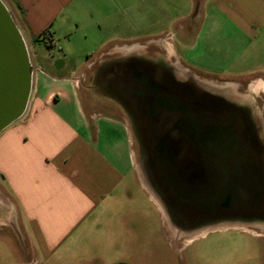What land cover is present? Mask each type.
<instances>
[{
	"label": "crops",
	"instance_id": "0c3cea01",
	"mask_svg": "<svg viewBox=\"0 0 264 264\" xmlns=\"http://www.w3.org/2000/svg\"><path fill=\"white\" fill-rule=\"evenodd\" d=\"M193 1L196 12L175 32L143 41L146 0H9L31 43L44 44L50 31L57 46L44 48L63 54L36 61L29 113L0 135V226L31 240L36 257L62 252L95 264L74 255L125 245L123 207L137 202L125 197L129 177L150 193L139 179L130 119L109 92L114 63L155 45L192 70L264 88V0Z\"/></svg>",
	"mask_w": 264,
	"mask_h": 264
},
{
	"label": "rangeland",
	"instance_id": "374dc122",
	"mask_svg": "<svg viewBox=\"0 0 264 264\" xmlns=\"http://www.w3.org/2000/svg\"><path fill=\"white\" fill-rule=\"evenodd\" d=\"M146 2L143 22L150 25V28L138 35V39L143 41L162 36L164 30L175 32L178 25L183 23L188 15L193 16L197 9L193 0H146ZM129 18L134 20L135 15L129 12ZM174 43L177 50H180L177 35ZM33 47L37 62H41L42 58L54 62L63 55L61 51L44 48V44L39 41H33ZM58 47L62 46L58 44ZM260 47L262 55L259 53L258 56L263 59L264 43H261ZM149 52L151 56L162 55L164 62L174 67L180 79H187L188 75L196 77L198 85L208 93L228 99L240 108H244L247 114L243 115L251 121L250 131L253 139L264 148V88L260 89L244 82L239 84L237 81L225 80V77L219 78L192 70L179 62L176 57H170L168 52L159 46L144 45V50L140 53L147 55ZM129 124L133 135L139 179L150 193L142 189L134 175L130 176L125 197H128L127 200L134 198L137 202L135 205L128 202L123 207L125 213L123 223L127 233L125 245L112 251L102 250L96 253H91V249L79 248V251L77 250L79 254L74 256L87 260L95 258V264H264V231L250 228L244 224L247 222L240 219L238 214L234 216L226 209H218V217L215 221L205 222L204 216L199 220H202L204 227L217 222L228 225L210 227L213 230L206 235H204L206 231L202 232L204 236L188 243L178 241L179 238L175 236L181 235L179 232L182 230L183 222L180 213L191 214L193 209L191 206L181 207L180 210L172 208L154 192L146 178L143 165L150 157L147 143L139 138L130 120ZM210 214L212 212L208 215ZM0 216H3L1 209ZM190 216L188 221L183 222V227L193 229L200 222H195L192 215ZM258 233L261 236H258ZM69 255L70 253L64 255L58 252L50 259H44L41 255L36 257L33 254L31 240L27 241L16 229L0 226V264H78L71 258H64ZM36 258H38L37 263H35Z\"/></svg>",
	"mask_w": 264,
	"mask_h": 264
},
{
	"label": "flooded vegetation",
	"instance_id": "af4514ba",
	"mask_svg": "<svg viewBox=\"0 0 264 264\" xmlns=\"http://www.w3.org/2000/svg\"><path fill=\"white\" fill-rule=\"evenodd\" d=\"M110 69V77L106 79L109 92L124 107L139 138L147 143L150 157L143 165L154 192L172 208L192 207L191 214L180 213L183 222L188 221L190 215L200 224L202 220L199 219L203 216L205 222L215 221L218 210L201 216L198 214L201 207L192 200L180 206L179 192L168 186L167 180L169 183L197 180L206 170L205 153L198 148L187 124L192 111L232 120L251 140V121L243 115L247 111L228 99L205 91L198 85L196 77L188 75L187 79H180L162 55L151 56L150 52L143 56L129 55ZM163 142L167 149L162 147ZM228 211L234 216L238 214L250 228L264 231V208L246 211L235 205ZM183 222L181 235L175 236L180 243H188L202 235L203 224L188 229L183 227ZM257 235L261 236L260 233Z\"/></svg>",
	"mask_w": 264,
	"mask_h": 264
},
{
	"label": "water",
	"instance_id": "95a60500",
	"mask_svg": "<svg viewBox=\"0 0 264 264\" xmlns=\"http://www.w3.org/2000/svg\"><path fill=\"white\" fill-rule=\"evenodd\" d=\"M38 71L33 44L18 15L9 0H0V135L29 113ZM189 118L188 127L205 153L206 170L203 179L167 180L179 192L180 206L192 200L201 207V216L235 205L246 211L262 210L264 148L256 139L249 140L232 120L196 111ZM162 147L167 149L164 142ZM217 225L228 224L217 222L204 228Z\"/></svg>",
	"mask_w": 264,
	"mask_h": 264
},
{
	"label": "built area",
	"instance_id": "2783aa9c",
	"mask_svg": "<svg viewBox=\"0 0 264 264\" xmlns=\"http://www.w3.org/2000/svg\"><path fill=\"white\" fill-rule=\"evenodd\" d=\"M43 41H44V44L49 47V48H52V47H56V43L53 39V35L50 31H45L43 33V37H42Z\"/></svg>",
	"mask_w": 264,
	"mask_h": 264
},
{
	"label": "trees",
	"instance_id": "16d2710c",
	"mask_svg": "<svg viewBox=\"0 0 264 264\" xmlns=\"http://www.w3.org/2000/svg\"><path fill=\"white\" fill-rule=\"evenodd\" d=\"M18 8H20V7H18ZM41 37H43V34H42V36Z\"/></svg>",
	"mask_w": 264,
	"mask_h": 264
},
{
	"label": "bare ground",
	"instance_id": "6f19581e",
	"mask_svg": "<svg viewBox=\"0 0 264 264\" xmlns=\"http://www.w3.org/2000/svg\"><path fill=\"white\" fill-rule=\"evenodd\" d=\"M205 231H203V233H204ZM202 234V233H201Z\"/></svg>",
	"mask_w": 264,
	"mask_h": 264
}]
</instances>
